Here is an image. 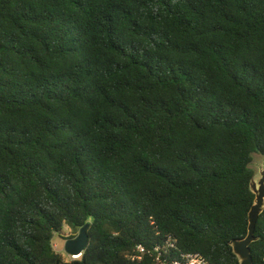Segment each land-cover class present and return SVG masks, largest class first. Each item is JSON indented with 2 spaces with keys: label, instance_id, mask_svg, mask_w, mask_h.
Masks as SVG:
<instances>
[{
  "label": "trees",
  "instance_id": "16d2710c",
  "mask_svg": "<svg viewBox=\"0 0 264 264\" xmlns=\"http://www.w3.org/2000/svg\"><path fill=\"white\" fill-rule=\"evenodd\" d=\"M254 155L264 0H0V264H239Z\"/></svg>",
  "mask_w": 264,
  "mask_h": 264
},
{
  "label": "water",
  "instance_id": "95a60500",
  "mask_svg": "<svg viewBox=\"0 0 264 264\" xmlns=\"http://www.w3.org/2000/svg\"><path fill=\"white\" fill-rule=\"evenodd\" d=\"M250 188L255 195V201L249 212L248 234L242 239L230 242L233 253L239 260V264H253L251 246L259 241V238L256 236V229L259 219L264 213V163L259 166V171L255 172L250 183ZM89 228L90 223H87L75 239L66 241L65 252L69 257L78 259L82 256L90 242Z\"/></svg>",
  "mask_w": 264,
  "mask_h": 264
},
{
  "label": "built area",
  "instance_id": "2783aa9c",
  "mask_svg": "<svg viewBox=\"0 0 264 264\" xmlns=\"http://www.w3.org/2000/svg\"><path fill=\"white\" fill-rule=\"evenodd\" d=\"M173 249H175V244L172 239H169L163 247L156 246L153 252L159 254L158 261H161V264H209V262L199 254H176L174 256L172 252ZM138 252L140 255L139 259H141V255L150 254V251H147L143 246L138 247Z\"/></svg>",
  "mask_w": 264,
  "mask_h": 264
},
{
  "label": "rangeland",
  "instance_id": "374dc122",
  "mask_svg": "<svg viewBox=\"0 0 264 264\" xmlns=\"http://www.w3.org/2000/svg\"><path fill=\"white\" fill-rule=\"evenodd\" d=\"M263 163H264V158L262 156L254 155V160L251 167L255 172H258L259 166L262 165ZM70 235H71V231L69 228L66 227L63 232V237H59L58 235H56L53 240L54 249L56 250V252L62 254L64 256L65 261L67 262L73 260V258L69 257L65 252L66 240L64 238H67V236Z\"/></svg>",
  "mask_w": 264,
  "mask_h": 264
}]
</instances>
